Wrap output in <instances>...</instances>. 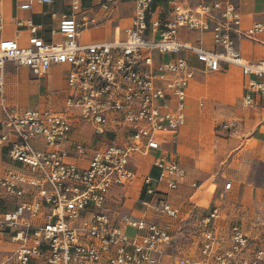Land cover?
<instances>
[{"label": "built area", "instance_id": "built-area-1", "mask_svg": "<svg viewBox=\"0 0 264 264\" xmlns=\"http://www.w3.org/2000/svg\"><path fill=\"white\" fill-rule=\"evenodd\" d=\"M118 1L101 0L99 6L109 12ZM152 3L134 0L130 26L109 42H78L81 31L97 24L82 0H69L70 14L59 15V42L44 41L30 24L25 46L0 38L1 99L6 62L35 78L46 76L52 66H68L67 96L59 108L1 104L0 150L13 168L0 177V233L13 249L0 264H160L158 255L173 237L167 224L145 214L180 219L167 197L186 173L164 155L163 141L169 137L175 143L185 124L187 89L196 69L182 54H191L202 73L240 67L248 77L244 106L253 107L255 94L264 97V57L245 63L237 45L243 38L264 48V23L242 30L239 11L218 2L185 7L171 1L169 16L160 18ZM183 32L208 33L213 49H204L201 39L183 41ZM155 55L169 58L157 63ZM84 129L94 140L90 145L73 139ZM151 154L157 175L142 179V216L116 217L107 209L110 196L132 186L131 163ZM220 211L214 206L199 221L196 256L180 257L175 264H264V216L253 214L247 222L251 230L243 216L219 227ZM128 230L134 231L132 238Z\"/></svg>", "mask_w": 264, "mask_h": 264}, {"label": "crops", "instance_id": "crops-1", "mask_svg": "<svg viewBox=\"0 0 264 264\" xmlns=\"http://www.w3.org/2000/svg\"><path fill=\"white\" fill-rule=\"evenodd\" d=\"M171 1L185 7H194L200 2L231 4L241 15L242 30L248 29L255 23H264V0H153L152 10L160 18H166L171 11ZM27 2H31L30 8L20 9V5ZM100 2L101 0H82L85 8L92 9L97 22L94 27L80 32L78 42L82 45L109 42L114 38L116 31L122 35L123 31L131 24L134 0H119L109 12L100 8ZM53 12H56L57 15L52 18L51 13ZM1 13L3 29L0 38L16 39L21 46H25L29 37L28 25L30 24L37 27V35L44 41L59 42L61 38L57 33L58 18L59 15L70 14L69 0H52L51 5L41 4L38 0H6L2 4ZM18 23H22V25L20 26ZM86 34L90 35V39L84 43L83 37ZM181 39L190 43L201 39L204 49H213L208 33L187 34L183 32ZM237 45L245 63L254 64L264 57V48L247 39L237 38ZM182 55L188 64L196 69V73L187 89L185 124L178 130L175 143L172 144L169 137L163 141L164 155L167 158L175 159L186 173L184 181L177 186V189L168 193V202L176 207L182 215L190 216L200 212L206 214L210 208L221 206L219 205L220 199L226 194L236 203V210L243 211L240 217L243 216L245 222H248L254 213L264 216V97L255 94L252 96L253 107L244 106L242 99L246 92L245 85L248 77L244 76L240 67L228 65L220 72L202 73V65L191 54L183 53ZM155 58L158 63L159 60L163 61L169 57L155 55ZM63 70L67 74L68 66H52L46 76L35 78L26 68L6 62L3 69L4 90L3 99L0 98V117L2 115L1 104L19 108H59L68 91ZM59 73L61 76L55 79ZM211 74H222L218 86L214 85V82H208L207 75ZM207 87L216 97L219 95L218 90L225 91L228 97L235 100L236 104V115L231 121L236 125V130L219 136L213 149L214 159L221 169L220 172H215L216 181L219 182V179H223L231 182L232 185L228 191L224 190V185L223 187L219 185L213 191L211 190V186L216 185L217 182L216 184L209 183L210 179L207 178V175H202L196 170L197 161L193 154L195 151L186 144V135L183 133L184 128L191 126L192 118L189 112L193 102H196L199 108L204 106L205 98L200 94L196 95L195 91ZM84 132L89 131L85 129L76 131L73 139L84 142L82 138ZM92 142H94L93 138ZM92 142L84 143L90 145ZM186 153H189L190 156L193 155L192 158L189 157L194 162V166L188 165L186 160L182 159ZM152 157V154L148 157H141L148 159L147 168L141 173L135 171L131 166V169L136 173V179L128 192L135 191L134 186H136L138 190L136 193L139 196L142 192L144 176L156 177L157 170L151 165ZM140 164L143 165L142 162ZM12 168L13 166L5 159L3 151L0 150V177ZM195 176L200 177L202 182L197 184L194 181ZM162 188L164 189L163 186H160V189ZM231 209L232 206L229 207L230 216L233 214ZM224 212L226 210L222 206L218 220L222 225L230 221V216L228 217ZM235 220L237 219L235 218Z\"/></svg>", "mask_w": 264, "mask_h": 264}, {"label": "rangeland", "instance_id": "rangeland-1", "mask_svg": "<svg viewBox=\"0 0 264 264\" xmlns=\"http://www.w3.org/2000/svg\"><path fill=\"white\" fill-rule=\"evenodd\" d=\"M90 39V35L86 34L83 37V42H88ZM65 70V69H64ZM63 70V75L66 77V73ZM61 76L59 73L55 76V79H58ZM222 74H211L207 75L208 82H214V85L218 86V82L220 81ZM208 83V85H209ZM160 83H156V86H160ZM196 95H202L205 100L203 107H198L196 102H193L192 108L189 112V115L192 118L190 128H184L183 133L186 135V144L190 145V148L195 152L194 158L196 159V170L202 173V175H207V178L210 180L209 183L216 184V171H221L218 166V162L215 161L213 156L214 144L217 138L221 135H224L226 132H230L231 130H236V125H234L231 121L235 114V100L228 97L226 92L218 90L219 95L216 97L212 95L210 89L207 87L206 89L196 90ZM198 93V94H197ZM82 138L84 142L90 143L92 142V138L89 135V132L82 133ZM189 153H186L183 160H186L187 164L194 166V162L190 159L193 155L189 157ZM190 161V162H189ZM140 162L143 163L140 164ZM148 159H143L141 157H137L135 161L132 162V168L139 173L143 172L147 168ZM218 177V176H217ZM216 185L211 186V190L213 191L216 187L223 185L225 186L228 183L226 180L219 179ZM194 181L197 184L201 183L202 180L200 177L194 178ZM196 184V185H197ZM132 184L131 187H133ZM224 188V187H223ZM135 191L125 190L120 192L121 190L116 189L113 191L110 199L107 203V209L114 213L116 217L123 214H132L133 216H142L144 209L140 205L139 201L144 200V195L141 192L139 196H137V188L134 186ZM127 193V194H126ZM219 205L220 207L226 210L228 217L230 216L229 207L232 206L233 214L230 216V221H234L235 218L239 219L242 210H236V203L230 199V196H224L220 199ZM141 212V213H139ZM202 212L194 213V215H182L180 214L179 220H170L164 217H160L153 213H146V217H151L158 223L164 225L167 224L171 231V236L173 237V241L169 247L163 248L161 250V254L158 255L160 264H175L178 258L180 257H193L196 256L198 245H197V234L196 232L199 230L198 223L201 220ZM229 221V222H230ZM228 222V223H229ZM246 223V229L251 230L248 223ZM217 226H223L221 223H217ZM127 234L129 237H133L134 231L128 230ZM13 249L12 244L7 240L5 233H0V260L5 255L6 252Z\"/></svg>", "mask_w": 264, "mask_h": 264}]
</instances>
